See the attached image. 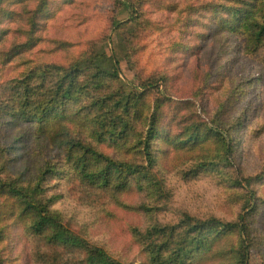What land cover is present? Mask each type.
I'll return each instance as SVG.
<instances>
[{
	"label": "rangeland",
	"instance_id": "1",
	"mask_svg": "<svg viewBox=\"0 0 264 264\" xmlns=\"http://www.w3.org/2000/svg\"><path fill=\"white\" fill-rule=\"evenodd\" d=\"M201 1L0 0V207L11 194L34 193L44 211L121 264H157L146 250L148 231L162 264H242L238 232H209L196 239L205 241L197 250L185 235L186 215L224 223L247 215L249 264H264V43L253 29L203 36L207 12L195 10ZM112 55L119 79L57 103L50 88L72 63L83 70L79 85L87 82L90 56L110 62ZM144 84L152 86L143 90L132 134L111 138L104 113L114 107L119 114L114 100ZM99 97L110 105H95ZM56 103L49 117H59L62 138L51 143L56 129L44 131L41 120ZM158 105V126L167 133L154 140L151 165L142 148ZM194 122L219 135L193 151L187 133ZM164 137L173 140L170 149L162 148ZM172 147L187 152L179 157ZM98 153L143 170L144 188L135 175L102 180L107 161ZM26 218L11 222L0 264H86L85 250L49 242L31 227L33 216ZM182 246L184 258L175 262L173 250Z\"/></svg>",
	"mask_w": 264,
	"mask_h": 264
},
{
	"label": "trees",
	"instance_id": "2",
	"mask_svg": "<svg viewBox=\"0 0 264 264\" xmlns=\"http://www.w3.org/2000/svg\"><path fill=\"white\" fill-rule=\"evenodd\" d=\"M196 9L202 10L203 13L207 12L204 16L208 17V19L206 22L201 23L205 28V31L201 33L202 35L204 34L203 36L209 35L210 31H217L227 37L232 32H243L245 30L253 29V34L256 40L264 43V0H202L197 5L195 10ZM189 21L190 19H188V22ZM100 57L101 56L89 57L91 60L85 69L87 75H84L87 77V82H83L78 85V79L83 75V70L80 71L81 69L77 65V61L71 64L70 68L66 70L65 75L61 79L54 82L53 85L52 83L50 84L52 85L50 90L53 92L52 94L55 95L54 98L57 100V103L60 102L63 104L72 96V93H86L83 92L85 87L100 90L105 84L102 82L108 78H120L121 68L118 58L112 55L109 58V62L107 59L105 61L102 57L100 59ZM105 62L108 63L105 64ZM93 67L96 68L95 71H91ZM150 86L152 85L148 86L144 84L142 85L141 91H132L128 95L121 94L120 98L114 100L111 105L116 106L120 113H115L113 111L115 110L114 107H108L107 111L104 113V129L106 134H108L111 138H117L120 134H123L121 138H126L132 134L134 130L133 121L137 118L136 114L140 112L138 106L141 111H143V90ZM26 92L27 91L25 90V93ZM107 98L110 99V97ZM101 102H103V104L110 105V103H108V99L104 100L103 97L96 98L95 105L99 106L98 103ZM57 103L53 109L45 113V116L41 120V127L44 131L52 132L57 128L59 117L53 116L52 119L49 117L54 114ZM159 107L160 106L158 105L151 115L146 143H144L142 148L151 165L154 162L153 142L156 137L162 135L166 136L167 133V131L163 129V126V128L158 126ZM35 118L39 119L38 114L32 117L33 120ZM118 126H120V128H117ZM190 127L193 128H191L187 133L191 134L189 139H187V143H190L189 146L191 150L193 149V151L203 148V145L215 134L219 135L216 133L217 131H214L211 128L204 131L205 129H203V126L197 125L196 122L191 124ZM220 137L223 138V136ZM61 138V135L58 134L56 129L55 133H50L49 140L51 143H58ZM168 142H173V140L168 137H164V140L161 143L163 149L167 147L166 144ZM167 148L170 149V147ZM171 149L176 150L177 155L180 154L179 157L182 153L185 155L187 152L185 149H180L178 147H172ZM227 150L232 153L233 147L231 143H227ZM98 156L107 161V165L99 173V176H105L104 178H101L102 180L109 182V180H111L109 176L115 175L116 173L121 175L120 178L122 181H126L129 175H135L139 187L144 188L142 179H146L147 175L143 170L137 169L133 164L126 162H122L121 165L109 159L104 154L98 153ZM107 176L108 178H106ZM245 180L247 185H251L253 182V178ZM10 197H12V199H8L7 203L0 207V243L5 240V235H8V229L12 223H19L20 221L25 223L27 220L26 216L31 214L34 218L31 227L35 230L36 234L44 236L49 242H62L66 246L79 247L85 250L86 264H121L111 258L104 248L91 245L90 243L83 241L81 238L69 231V229L65 228L48 209L44 211L35 200L34 193L30 195L24 194V197H17L11 194ZM186 218L189 219L191 223L188 225V230H185V235H190L193 241H196L197 250L205 248V241L196 239L201 236L206 237V234H209V232L215 231L218 237H223L229 232H238L240 236L239 255L241 263L249 264L252 239L251 230L247 227V215H241L240 221L238 222L229 223H224L218 218H210L205 222H194L193 220L195 219L188 215H186ZM185 223L187 226V222ZM148 234L150 240H153L149 243L146 250L149 252V256H151L153 261L157 264H162L163 255L160 253V248L156 247V242L154 241L155 233L154 231H148ZM177 250H179V252H177ZM183 250H185L184 246L173 250L174 257L176 256L175 262L184 258L181 253Z\"/></svg>",
	"mask_w": 264,
	"mask_h": 264
}]
</instances>
